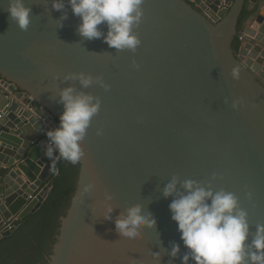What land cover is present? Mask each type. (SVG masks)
Instances as JSON below:
<instances>
[{"label": "water", "instance_id": "water-1", "mask_svg": "<svg viewBox=\"0 0 264 264\" xmlns=\"http://www.w3.org/2000/svg\"><path fill=\"white\" fill-rule=\"evenodd\" d=\"M25 2L31 23L21 30L9 17L8 0H0L6 88L0 92V239L49 196L55 164L43 153L44 133L63 111L53 99L58 88L80 89L63 74L80 71L110 88L94 82L83 89L99 96L101 106L81 142L76 189L48 264H156L152 251L161 252L160 264H181L164 249L176 242L181 255L186 251L171 219V197L162 195L173 175L207 183L217 173L213 187L236 193L250 232L264 224V0H144L142 22L133 29L141 40L135 52L81 37L70 7L58 28L61 12L51 0ZM235 67L238 80L231 76ZM56 74L61 78L54 80ZM90 179L97 188L81 197ZM105 192L113 196V218L140 203L155 216V228L145 227L139 240L120 236L114 219L103 218ZM7 223L12 229H3Z\"/></svg>", "mask_w": 264, "mask_h": 264}, {"label": "clouds", "instance_id": "clouds-1", "mask_svg": "<svg viewBox=\"0 0 264 264\" xmlns=\"http://www.w3.org/2000/svg\"><path fill=\"white\" fill-rule=\"evenodd\" d=\"M143 3L144 0H51V7L61 12L56 19L58 28L67 19L66 9L70 7L80 20L77 32L81 37L87 40L102 38L117 51L135 52L141 40L133 29L142 22ZM7 11L21 30L28 29L31 7L25 0H8ZM100 25H106V32ZM239 73L238 67L233 68L232 78L238 80ZM60 78L59 74L53 76L54 80ZM62 79L78 81L80 89L71 83L58 88V98L53 99L62 104L63 111L58 125L44 133L47 141L43 153L51 161L62 159L77 165L85 155L81 142L101 106L99 96L83 89L95 82L107 91L110 85L102 77L83 71L65 73ZM242 104V98L234 99L232 108L238 110ZM97 135H102L101 129H97ZM217 178L218 174L213 173L207 183H202L173 175L164 184L162 195L171 197V219L177 223L186 251L181 255V245L176 242L164 249L171 258L180 257L181 264H190V261L193 264H264V224H256L255 232L251 233L248 211L241 206L240 198L225 188L213 187ZM96 188L95 180L90 179L80 189V196ZM245 195L252 199L251 191ZM112 199V194L105 192L102 215L105 220L114 219L115 230L120 236L139 240L145 227L155 228V216L140 203L129 205L113 218ZM152 254L156 264H160L161 252L152 251Z\"/></svg>", "mask_w": 264, "mask_h": 264}, {"label": "trees", "instance_id": "trees-1", "mask_svg": "<svg viewBox=\"0 0 264 264\" xmlns=\"http://www.w3.org/2000/svg\"><path fill=\"white\" fill-rule=\"evenodd\" d=\"M244 13H247L246 9ZM240 46L237 39L234 47L237 49ZM54 164L55 171L49 180L52 189L41 208L29 213L10 236L0 239V264H19L20 260L17 259L30 254L32 250L36 256L44 249L52 253L61 225L60 218L71 204L80 169V164L72 165L62 159L55 160ZM37 243L39 247H36Z\"/></svg>", "mask_w": 264, "mask_h": 264}, {"label": "flooded vegetation", "instance_id": "flooded-vegetation-1", "mask_svg": "<svg viewBox=\"0 0 264 264\" xmlns=\"http://www.w3.org/2000/svg\"><path fill=\"white\" fill-rule=\"evenodd\" d=\"M36 245H37L36 247H39L38 243ZM36 255L34 254V251L32 250L30 251V254L19 257L17 260H20L19 264H46V262L48 263V257L50 255L48 251L44 249L39 256H36Z\"/></svg>", "mask_w": 264, "mask_h": 264}, {"label": "built area", "instance_id": "built-area-1", "mask_svg": "<svg viewBox=\"0 0 264 264\" xmlns=\"http://www.w3.org/2000/svg\"><path fill=\"white\" fill-rule=\"evenodd\" d=\"M241 39H242V37H240ZM6 90V88H4L1 84H0V92L1 91H5ZM36 196V194H34V195H30V199H33L34 197ZM4 228H6V230H9V229H12V225H11V223H7L4 227H3V229ZM2 229V230H3Z\"/></svg>", "mask_w": 264, "mask_h": 264}, {"label": "rangeland", "instance_id": "rangeland-1", "mask_svg": "<svg viewBox=\"0 0 264 264\" xmlns=\"http://www.w3.org/2000/svg\"><path fill=\"white\" fill-rule=\"evenodd\" d=\"M240 37H241V36L238 37V40L241 42L242 39H241Z\"/></svg>", "mask_w": 264, "mask_h": 264}, {"label": "crops", "instance_id": "crops-1", "mask_svg": "<svg viewBox=\"0 0 264 264\" xmlns=\"http://www.w3.org/2000/svg\"><path fill=\"white\" fill-rule=\"evenodd\" d=\"M243 50V49H242ZM55 162V161H54Z\"/></svg>", "mask_w": 264, "mask_h": 264}]
</instances>
